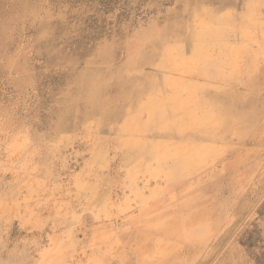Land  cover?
<instances>
[{"label": "rangeland", "instance_id": "rangeland-1", "mask_svg": "<svg viewBox=\"0 0 264 264\" xmlns=\"http://www.w3.org/2000/svg\"><path fill=\"white\" fill-rule=\"evenodd\" d=\"M0 264H264V0H0Z\"/></svg>", "mask_w": 264, "mask_h": 264}, {"label": "bare ground", "instance_id": "bare-ground-1", "mask_svg": "<svg viewBox=\"0 0 264 264\" xmlns=\"http://www.w3.org/2000/svg\"><path fill=\"white\" fill-rule=\"evenodd\" d=\"M94 93H95V91H93L92 90V94L90 95V97H93L94 96ZM186 202V201H185ZM194 229V228H193ZM172 230V229H171ZM196 230V229H195ZM173 231V230H172ZM171 232V231H170ZM192 235V234H191ZM196 235V234H195ZM189 236V235H188ZM185 237H187V236H185ZM190 237V236H189ZM187 241V240H186ZM191 244V243H190ZM192 245V244H191ZM192 247V246H191ZM194 248V247H193Z\"/></svg>", "mask_w": 264, "mask_h": 264}]
</instances>
